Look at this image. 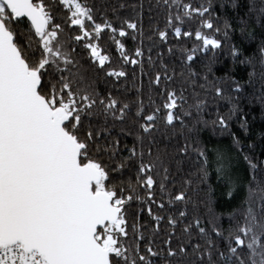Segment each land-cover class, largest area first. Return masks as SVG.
<instances>
[{"label":"snow or ice","instance_id":"obj_1","mask_svg":"<svg viewBox=\"0 0 264 264\" xmlns=\"http://www.w3.org/2000/svg\"><path fill=\"white\" fill-rule=\"evenodd\" d=\"M169 2L163 0L165 4ZM171 3L182 10L170 12L167 27L177 38L194 36L200 42L197 48L189 50L187 61H192L199 49L206 52L222 47L223 41L214 35L220 28L214 26L211 18L204 19L209 7H194L184 4L183 0H171ZM53 5L68 10L66 22L79 32L70 40L83 42L82 47L100 68L111 63V57L100 44L105 32L122 63H141L128 54L120 39L130 35L136 39L128 30L142 32L138 26L139 13L135 20L123 19L115 24L106 17L97 22L94 8L87 0H0V264H154L153 258L161 252L154 250L152 242L146 239L143 225L129 224L127 209L134 199L155 203L152 190L154 187L166 190L168 169L163 168V179L158 182L152 174L156 164L144 163L143 153H138L135 147L128 149L130 155L124 161L116 162L119 140L112 141L111 147L96 143L101 132L109 130L93 128L90 121L101 116L106 121L109 115L123 120L129 105L118 107L119 101L110 93L104 98L97 96L71 54L75 49H68L69 39L62 35L64 28L56 22ZM133 8L135 10L136 6ZM261 11L264 14V9ZM196 16L201 18V29L184 30L187 20ZM22 23L29 24L24 31L20 30ZM229 27L226 23L224 37ZM204 28L212 30L213 34L205 33ZM158 35L167 40L169 33L164 30ZM134 55L143 56V50L136 48ZM231 55L238 58L240 50L233 47ZM106 75L119 79L127 73L110 68ZM165 78L170 79L166 74ZM160 82L161 75L157 73L154 83L159 85ZM241 87L237 82L235 91L239 92ZM215 92L217 96L224 95L222 88H216ZM166 95L163 109L167 110V124L172 125L180 119L173 110L179 107L178 100L184 98L177 96L175 90ZM202 103H197V109ZM160 111L156 108L144 116L146 123L141 124V128L145 133L154 129ZM231 111L236 114L235 105ZM142 112L140 102L137 115ZM215 123L222 128L229 126L222 115ZM240 126L246 128V121ZM234 142L240 143L235 137ZM187 150V147L182 149ZM105 153L112 164L101 158ZM199 155L206 162L205 152L199 151ZM134 158H138L137 182L148 190L146 198L125 194L123 187L118 194L116 185L110 182V175L122 172ZM244 159L252 169L260 166L248 156ZM220 171L227 175L223 167ZM232 194L230 190L228 196ZM185 198L186 194L181 191L169 203ZM245 203L248 207L243 223L237 227L235 235L229 234L227 252L216 253L221 264H264V186L250 185ZM158 207L164 208V204ZM147 212L157 222L155 231L158 232L159 221L164 217L153 215L151 205ZM178 216L184 218L186 212L180 211ZM178 222L177 218H168L173 230ZM200 223L197 219L183 231L188 233L195 226L200 234L207 236ZM213 231L217 236L223 235L219 229ZM140 241L145 242L144 248ZM171 243L169 236L165 241L169 245L168 257L187 258L191 251L198 260L207 257L209 264H215L212 257L216 245L210 238L203 251L199 243L189 241L191 248L187 245L173 248ZM242 249L248 251L246 259L239 254Z\"/></svg>","mask_w":264,"mask_h":264},{"label":"trees","instance_id":"obj_2","mask_svg":"<svg viewBox=\"0 0 264 264\" xmlns=\"http://www.w3.org/2000/svg\"><path fill=\"white\" fill-rule=\"evenodd\" d=\"M87 3L94 8L97 22L106 17L119 24L123 19H137L139 13L138 26L142 32L128 30L136 39L131 35L120 39L125 43L128 54L141 63H122L114 43L105 32L100 44L111 57V63L100 68L90 59L89 51L82 47L83 42L70 40L79 32L66 22L68 10L53 5L56 22L64 28L62 35L69 39L68 49H75L71 54L87 81L94 86L97 96L104 98L110 93L119 101L118 107L129 105L123 120L109 115L106 121L103 116L90 121L93 128L99 126L109 130L102 131L96 143L111 147L112 141L119 140L116 162L124 161L130 155L128 149L135 147L138 153H143L144 163L156 164L152 174L158 182L163 179V168L168 169L166 190L161 191L158 187L152 190L155 203L135 199L131 202L127 209L129 224L143 225L144 236L152 242L154 250L161 252L160 256L153 258L154 264H209L207 257L200 261L191 251L187 258L179 255L168 257L169 245L165 241L169 236L173 248L180 245L191 248V241V244L199 243L201 251L207 247L210 238L216 245L212 259L215 264H221L216 253L227 252L229 234L235 235L237 227L243 223L250 185L264 186V53H261V48H264V14L261 11L264 0H183L184 4L194 7H209L204 19L211 18L214 26L220 28L221 31L214 35L223 41L220 49L197 50L192 61H187L186 56L200 42L194 36L177 38L167 27L170 12L182 10L171 0L168 4L163 0H87ZM121 4L125 7L121 8ZM133 6H136L135 10ZM200 19L196 16L187 20L184 30H200ZM226 23L230 27L227 37H224ZM28 26V23H22L20 30L24 31ZM164 30L169 33L167 40L158 35ZM202 30L213 34L210 29ZM233 47L240 50L238 58L231 55ZM136 48L143 50V56L135 57ZM110 68L122 69L127 76L119 79L109 77L106 72ZM157 73L161 75L159 85L154 83ZM165 74L170 79L165 78ZM237 82L242 86L239 92L235 91ZM216 88L223 89L222 97L216 95ZM172 90L184 99L178 100L179 107L173 110L180 119L169 125L163 104L167 100L166 93ZM201 101L203 103L197 109L196 105ZM140 102L143 112L138 116ZM233 105L237 108L235 115L231 111ZM156 108L161 111L157 114L155 127L145 133L141 128V124L146 123L144 116ZM97 111H100L99 106ZM221 115L228 120L227 128L215 123ZM245 121L246 128H242L240 125ZM234 137L240 141L239 144L234 142ZM185 147L187 152L182 151ZM199 151L205 152L206 162ZM244 156L260 166L250 168ZM101 158L113 163L107 153ZM137 165L138 158H134L122 172L110 175V182L116 185L118 194L123 187L125 194L146 198L148 190L137 182ZM222 167L227 172L226 176L220 171ZM230 190L233 192L231 197L228 196ZM181 191L186 194L185 200L169 203ZM160 203L164 208L158 207ZM149 205L153 215L164 217L159 221L158 232L155 231L157 222L147 212ZM139 209L144 210L138 212ZM180 211L186 212L184 218L178 216ZM169 217L179 221L174 230L168 224ZM197 219L206 229L207 236L200 234L195 226L188 233L183 231L186 225ZM214 228L223 235L217 236ZM140 244L145 247L144 241ZM239 254L246 259L248 251L242 249Z\"/></svg>","mask_w":264,"mask_h":264},{"label":"water","instance_id":"obj_3","mask_svg":"<svg viewBox=\"0 0 264 264\" xmlns=\"http://www.w3.org/2000/svg\"><path fill=\"white\" fill-rule=\"evenodd\" d=\"M26 19V18H25Z\"/></svg>","mask_w":264,"mask_h":264}]
</instances>
